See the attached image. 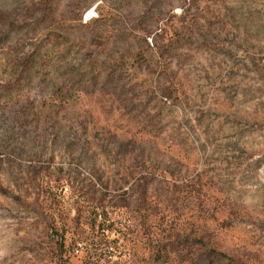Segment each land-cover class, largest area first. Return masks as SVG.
<instances>
[{"label":"rangeland","instance_id":"rangeland-1","mask_svg":"<svg viewBox=\"0 0 264 264\" xmlns=\"http://www.w3.org/2000/svg\"><path fill=\"white\" fill-rule=\"evenodd\" d=\"M0 264H264V0H0Z\"/></svg>","mask_w":264,"mask_h":264},{"label":"trees","instance_id":"trees-1","mask_svg":"<svg viewBox=\"0 0 264 264\" xmlns=\"http://www.w3.org/2000/svg\"><path fill=\"white\" fill-rule=\"evenodd\" d=\"M91 13H92V11H89V12L87 13V16L90 15Z\"/></svg>","mask_w":264,"mask_h":264}]
</instances>
